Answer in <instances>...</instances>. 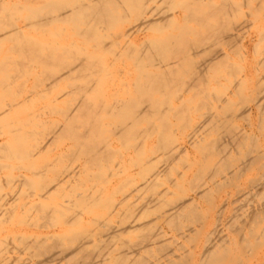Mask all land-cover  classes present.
<instances>
[{"label": "bare ground", "instance_id": "6f19581e", "mask_svg": "<svg viewBox=\"0 0 264 264\" xmlns=\"http://www.w3.org/2000/svg\"><path fill=\"white\" fill-rule=\"evenodd\" d=\"M18 1L0 0V172L20 171L0 176V264H264V16L232 21L235 0H165L181 17ZM55 23L72 26L61 44L25 31ZM106 54L130 78L100 76Z\"/></svg>", "mask_w": 264, "mask_h": 264}, {"label": "rangeland", "instance_id": "374dc122", "mask_svg": "<svg viewBox=\"0 0 264 264\" xmlns=\"http://www.w3.org/2000/svg\"><path fill=\"white\" fill-rule=\"evenodd\" d=\"M13 4H14V0H10ZM17 1L18 0H15V3H17ZM20 1V4H23L24 2H22L21 0H19ZM18 1V2H19ZM235 1H237L238 2V8H239V10H238V12L237 13H235L234 14V16H231L232 18V21H234V22H238V21H241V20H243V18H246V19H253V20H259V19H261V18H263V16H264V8H263V6H262V2H261V6H260V0H255L253 3H254V6L256 7V8H258L259 10L257 11V10H252L251 11V15L249 14L250 12V10L248 9V8H241V3H240V0H235ZM11 2H10V4H11ZM22 2V3H21ZM148 5L149 6H151V7H153L154 9H157L156 11H155V13L157 14L158 12L162 15V14H164L165 12H166V14H170V16H172V14H175V15H178L177 13H179V15L182 13V11L177 7V5H176V1H174V2H172V3H167L165 0H152V1H149L148 2ZM260 6V7H259ZM24 13H26V12H24V11H22V12H20V16H22ZM159 13L157 14V15H159ZM234 13V12H233ZM150 14V13H149ZM129 15H127V17H126V20H124V21H120V23L119 24H116L115 25V27H113V28H111L110 30H109V34L111 35L112 34V36H113V40H112V43L111 44H113L114 42H115V44H114V46H117V45H119V44H124V38L123 37H121L122 39H119L118 37L117 38H115L114 36L115 35H118V33H119V30H118V28H121V27H126L127 25H128V23H127V21L128 20H133V18H129L128 17ZM182 16V14L180 15V17ZM160 18V17H159ZM21 21H23V19L20 17L19 18ZM150 21V20H149ZM179 22V24H182V21H181V19L178 21ZM72 26L71 25H64V24H61V23H55L53 26H50V27H48V28H46V29H44L45 30V32L42 30V29H34V28H30V27H27L26 28V32H27V34H29V36H32L33 38H36V39H39V40H44L46 43H48V44H56V43H58V44H61L62 43V39L60 38L62 35L61 34H58V32L61 30V29H63V30H66L65 32L67 33V34H70L71 33V30H72V28H71ZM147 28V37L146 38H153V37H157L159 34L158 33H156L155 32V29L157 28H155V26L154 27H152L151 29L150 28H148V27H146ZM41 30V31H40ZM168 31H172V29L171 28H168ZM65 41V42H64ZM125 41H126V39H125ZM65 43H67V41L66 40H63V44L65 45ZM132 43H134V42H132ZM139 44V41L137 42V43H134V45H138ZM3 52H5V51H2V50H0V58L2 57V54H3ZM109 55V56H108ZM110 55L111 54H106V55H104V58H102V62H103V64L105 63V66H104V70H103V72L100 74V76H102V77H107V76H111V78H114V79H116V76H117V78H118V76L119 75H122L123 77H125V78H130V75H128V73L130 72V74H131V64H130V61L128 60V59H119V61L117 62L115 59H113V57L111 58L110 57ZM106 58V59H105ZM123 60H124V62H123ZM124 63V65L122 66V64L121 63ZM113 65H112V64ZM128 65H129V67H128ZM124 67V70H123V68L122 67ZM37 70L40 68L39 66H36L35 67ZM130 68V69H129ZM118 69L120 70V71H118ZM129 69V70H128ZM123 71V72H122ZM127 71V72H126ZM120 72H122V73H120ZM37 73V72H36ZM129 76H127V75ZM31 76V75H30ZM32 77V76H31ZM23 81V80H21V79H19L18 81H17V83L20 85L21 84V82ZM26 81V80H25ZM24 82V81H23ZM32 83H33V81H31V80H29V81H27V83L25 82V86H27V90H28V87L29 86H31L32 85ZM57 92V90H55V89H51L48 93L50 94V95H53V94H55ZM27 93L26 92H23L22 91V93H20L19 95H26ZM5 103L7 102V97L6 96H3L2 98H1ZM44 102V101H43ZM42 102V103H43ZM41 103V104H42ZM1 106V105H0ZM22 117V114H19V116H18V118L16 117V115H15V118H14V115H13V117L11 118V119H13V120H15V121H17L18 119H20ZM10 120V119H9ZM7 122H8V120L7 121H5V122H3V123H1L2 125H6L7 124ZM10 123H12V122H10ZM13 124V123H12ZM3 132H6V129H3ZM6 165H7V168H5V169H3V170H1V172H0V176H2L3 177V181L5 180V177L6 176H10V177H13V176H16L17 175V173L19 174L20 173V171H18L17 169H16V167H15V163L13 162V161H11V160H4L3 161ZM28 173L27 171H21V173ZM191 178V177H190ZM190 178H188V179H190ZM189 181V180H188ZM188 184V185H187ZM184 187H187V189H188V193H187V195H189L190 197L192 196V192H190L191 191V189H190V187L192 188V185H190L189 183H187ZM9 186V185H7L6 183L2 186V191H1V193L2 194H4V195H6V196H10V195H16V188L15 189H13L12 188V190H10L8 187H6V186ZM184 189H186V188H184ZM17 195H19L20 196V202H23V197L21 196V194L20 193H18ZM237 206H239V205H237ZM236 205L234 206V207H236V208H238ZM244 206V205H243ZM242 206V207H243ZM247 206V205H246ZM245 206V207H246ZM202 207V206H201ZM241 207V206H240ZM167 234H168V232H167ZM170 234V233H169ZM168 234V235H169ZM168 236H166V239L168 240ZM261 252V249L260 248H258V249H256V252L255 251H253L252 253H251V255H253V256H256V255H258L259 253ZM250 254V253H249ZM248 258H251L252 256H248V254L246 255ZM246 257H244V258H242V260H244Z\"/></svg>", "mask_w": 264, "mask_h": 264}]
</instances>
